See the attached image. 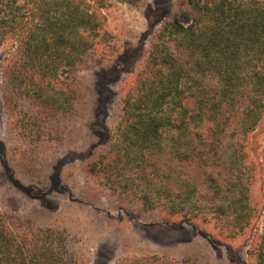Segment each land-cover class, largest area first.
Returning a JSON list of instances; mask_svg holds the SVG:
<instances>
[{
	"label": "trees",
	"instance_id": "16d2710c",
	"mask_svg": "<svg viewBox=\"0 0 264 264\" xmlns=\"http://www.w3.org/2000/svg\"><path fill=\"white\" fill-rule=\"evenodd\" d=\"M110 1L0 0L6 129L24 146L50 147L79 100L80 65L116 46L106 27ZM187 4L190 20L174 16L153 32L105 148L92 155L95 178L120 205L214 223L235 239L261 216L251 189L263 168L248 144L264 124V0ZM247 254L248 264H264V227ZM0 264L85 261L66 226L0 209ZM126 264L191 262L148 256Z\"/></svg>",
	"mask_w": 264,
	"mask_h": 264
},
{
	"label": "rangeland",
	"instance_id": "374dc122",
	"mask_svg": "<svg viewBox=\"0 0 264 264\" xmlns=\"http://www.w3.org/2000/svg\"><path fill=\"white\" fill-rule=\"evenodd\" d=\"M187 2L145 0L130 6L110 1L104 12L116 46L108 57L97 55L80 65L79 100L73 113L56 126V140L50 147L32 150L7 132L6 52L0 48V209L42 224L66 226L80 239L85 264H126L148 256L188 259L191 264H248L251 241L263 231L264 124L248 144L263 172L251 189L261 216L257 229L246 236L230 239L214 223H194L160 209L120 205L96 182L98 165L92 155L105 148L117 123L123 92L133 86L153 32L174 16L190 20ZM21 175L26 181L18 185Z\"/></svg>",
	"mask_w": 264,
	"mask_h": 264
}]
</instances>
